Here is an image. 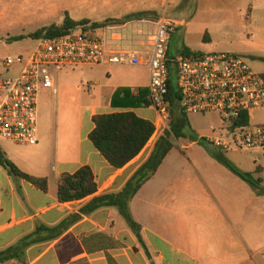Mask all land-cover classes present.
Wrapping results in <instances>:
<instances>
[{
	"label": "crops",
	"instance_id": "crops-1",
	"mask_svg": "<svg viewBox=\"0 0 264 264\" xmlns=\"http://www.w3.org/2000/svg\"><path fill=\"white\" fill-rule=\"evenodd\" d=\"M121 5L120 15L105 20L150 14L156 6L153 0H129ZM191 7L190 20L176 19L179 24L171 38L169 58L176 57L172 53L173 40L184 32L178 55L185 48L191 53H234L264 76V0H196ZM238 24L245 32L242 44L236 45L230 28ZM193 25L203 36V46L214 48L212 51L193 49L187 44L189 27ZM217 35L227 44L217 46L221 43ZM84 68L80 84L68 78L42 91L37 145H16L0 137V152L22 172L49 181L48 192H43L9 175L0 165V253L27 237L31 241L27 248L15 251L12 259L0 264H264V196L220 164L210 154L219 152L215 147L209 151L204 148L206 144H200L201 139L211 135L202 133L187 142H179L184 138L174 141L156 175L130 204L141 226L139 233L115 207L91 214L82 212L95 196L120 192L161 137L154 136L125 167H112L90 140L95 128L93 119L125 111L113 105L118 89L129 88L137 96L148 85L122 77L121 66ZM81 87V99L70 96ZM41 102L53 111L58 105V110L64 112L63 120L39 124ZM69 107H74L78 116L75 124L65 121ZM132 111L153 125L157 119L152 107ZM149 111L154 112L153 118ZM230 154L243 153L225 156L241 171L261 178L264 186L262 166H255V160L254 166L247 165ZM85 166L92 169L98 192L80 201L60 202L57 192L61 176ZM258 168L260 173H256Z\"/></svg>",
	"mask_w": 264,
	"mask_h": 264
},
{
	"label": "built area",
	"instance_id": "built-area-1",
	"mask_svg": "<svg viewBox=\"0 0 264 264\" xmlns=\"http://www.w3.org/2000/svg\"><path fill=\"white\" fill-rule=\"evenodd\" d=\"M178 22L160 17L111 20L95 27L81 25L67 34L36 40L23 54L8 56L0 73V137L16 145L35 146L38 104L54 85L50 68L103 65L149 68L148 91L157 114L154 136L170 130L173 106L169 99L174 68L184 114H219L224 123L205 142L222 154L264 152V126L235 125L242 114L264 110V76L243 57L229 52L179 54L168 51ZM152 137V138H153Z\"/></svg>",
	"mask_w": 264,
	"mask_h": 264
},
{
	"label": "trees",
	"instance_id": "trees-1",
	"mask_svg": "<svg viewBox=\"0 0 264 264\" xmlns=\"http://www.w3.org/2000/svg\"><path fill=\"white\" fill-rule=\"evenodd\" d=\"M150 15L149 13H137L127 16L124 19H137ZM111 20L104 22H93V26L98 27ZM89 20L76 21L67 13L62 25H50L30 34L28 37L32 40L41 38H54L67 34L70 30L81 25L90 24ZM25 39L24 36L17 38ZM183 54H191L189 49H183ZM170 79L169 99L171 100L172 121L170 130L162 135L156 142L149 158L139 167L132 178L126 183L120 192L108 193L95 196L87 205L82 208L84 214H91L95 211L115 207L126 219L128 225L139 233L141 226L134 219L130 204L142 187L151 180L157 173L165 158L172 151L174 139L182 138L195 139L193 135L188 134L190 124L188 116L178 108V102L181 99L174 76V68ZM114 107L124 109L125 111L112 114L97 115L93 121L95 128L90 135V140L100 154L109 162V164L121 169L134 160L147 146L152 139L155 126L152 122L140 118L132 109L150 108L152 105L148 89L141 88L139 95L134 96L129 88L118 89L113 101ZM249 117L242 114L235 121V125H248ZM201 145L206 144L204 139L200 141ZM210 154L222 165L230 169L234 174L248 182L254 187L259 195L264 196V186L262 179L256 178L254 174L243 172L231 163L225 154L221 152H210ZM0 165L13 177L22 178L32 183L36 188L43 192H48L49 181L46 178H35L22 172L3 152H0ZM258 168L256 173H260ZM98 192V185L92 169L88 166L82 167L74 174H64L58 182V200L60 202H75L86 199ZM30 237L25 238L19 245L11 247L0 253V263L6 262L14 257V252L19 249H25L30 245Z\"/></svg>",
	"mask_w": 264,
	"mask_h": 264
},
{
	"label": "rangeland",
	"instance_id": "rangeland-1",
	"mask_svg": "<svg viewBox=\"0 0 264 264\" xmlns=\"http://www.w3.org/2000/svg\"><path fill=\"white\" fill-rule=\"evenodd\" d=\"M129 0H0V73L5 72L1 62L8 56H15L26 53L32 50L36 43L35 40L28 36L43 27L53 24L62 25L66 14L68 13L73 20H89L91 23L106 21L107 17H114L120 15L122 12V3ZM132 2L134 0H131ZM155 4V11L151 12L147 17H160L165 15L167 18L176 20L187 17L191 19L193 14L190 11L191 4H196V0H153ZM124 19V18H122ZM122 19H107V20H122ZM230 32L234 33L232 42L238 45L242 44L240 40L243 39L245 30L239 26L230 28ZM24 36L25 39L18 40L17 38ZM184 32L179 33L173 40L172 53L178 56V50L183 45ZM203 36L199 34L195 25L189 27V34L187 36V44L193 49H200L204 52H210L214 48L204 47ZM217 46L225 45L227 42H222V37L217 35ZM202 45V46H201ZM85 68H64L57 70L50 68V73L53 82L61 81L63 79H71L73 82L81 83L83 70ZM149 68L148 67H121L120 75L125 79L134 80L141 85H149ZM71 97L79 100L84 96L83 87L81 91H73L70 93ZM69 97V96H68ZM42 100V98H41ZM39 124L55 122L63 120V110H58V105H54L55 110L49 109L48 106L40 103ZM150 112V117H154V112ZM67 123L75 124L77 122V115L75 108H67L66 110ZM190 122V129L188 134L195 138L199 134L212 135L224 126L219 114L211 113L205 116L188 114ZM252 125L264 126V111H256L253 114ZM176 141L175 138H173ZM190 136L179 142H187ZM179 142L176 143L178 146ZM14 144V143H13ZM207 146V143H206ZM207 148V147H204ZM230 157L238 158L247 165L262 166L264 168V153H243L230 154Z\"/></svg>",
	"mask_w": 264,
	"mask_h": 264
},
{
	"label": "water",
	"instance_id": "water-1",
	"mask_svg": "<svg viewBox=\"0 0 264 264\" xmlns=\"http://www.w3.org/2000/svg\"><path fill=\"white\" fill-rule=\"evenodd\" d=\"M207 148H208L209 151H214V146L211 143L207 144Z\"/></svg>",
	"mask_w": 264,
	"mask_h": 264
}]
</instances>
